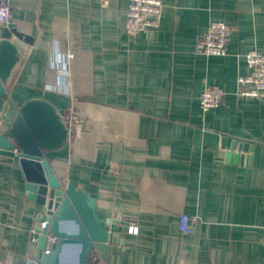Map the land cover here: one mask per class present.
<instances>
[{"label": "crops", "instance_id": "obj_1", "mask_svg": "<svg viewBox=\"0 0 264 264\" xmlns=\"http://www.w3.org/2000/svg\"><path fill=\"white\" fill-rule=\"evenodd\" d=\"M162 1L160 25L131 35L130 0H9L34 42L12 38L22 50L0 97V132L34 97L76 116L81 130L54 171L88 190L102 218L128 222L95 264H264V96L236 94L245 54L264 52V0ZM214 20L232 26L228 53H197ZM206 83L225 91L208 111ZM183 213L198 216L191 234ZM45 217L19 163L0 152V264L39 257L31 228Z\"/></svg>", "mask_w": 264, "mask_h": 264}, {"label": "water", "instance_id": "obj_2", "mask_svg": "<svg viewBox=\"0 0 264 264\" xmlns=\"http://www.w3.org/2000/svg\"><path fill=\"white\" fill-rule=\"evenodd\" d=\"M13 36L26 43L24 49L34 42L14 23L1 27L0 97L7 94V82L22 50L12 41ZM69 140L70 130L57 104L44 97L24 102L8 130L0 132V152L19 163L29 199L42 205L49 221L38 241L39 264H95L94 255L104 256L110 244L120 243L121 227L128 223L117 214L102 218L96 211L97 200L88 190L75 179L63 183L58 178L53 159ZM47 234L55 240L47 243ZM68 252L72 254L70 261L65 259Z\"/></svg>", "mask_w": 264, "mask_h": 264}, {"label": "built area", "instance_id": "obj_3", "mask_svg": "<svg viewBox=\"0 0 264 264\" xmlns=\"http://www.w3.org/2000/svg\"><path fill=\"white\" fill-rule=\"evenodd\" d=\"M164 2L162 0H130L126 30L131 35L139 32H151L160 25ZM13 23L12 6L9 0H0V26H9ZM232 26L223 20L212 21L204 34H202L196 45V52L206 55H226ZM246 63L249 73L240 74L237 79L238 89L236 94L243 98H260L264 96V52L256 48L249 50L246 54ZM225 96L224 89L217 84L206 83L200 96L201 108L208 111L221 105ZM76 116L68 110L65 122L70 130H81V124H76ZM198 222L197 215H181L180 226L185 234L195 231ZM49 221L42 218L35 222L31 228V239L39 241L40 235L48 228ZM130 232L137 233L138 226L131 225ZM47 243L53 242L55 237L47 234ZM264 243V239H263ZM26 264H39L38 257H28Z\"/></svg>", "mask_w": 264, "mask_h": 264}, {"label": "bare ground", "instance_id": "obj_4", "mask_svg": "<svg viewBox=\"0 0 264 264\" xmlns=\"http://www.w3.org/2000/svg\"><path fill=\"white\" fill-rule=\"evenodd\" d=\"M70 227V226H69ZM65 259L67 260V261H70L71 259H72V254H71V252H68L66 255H65Z\"/></svg>", "mask_w": 264, "mask_h": 264}]
</instances>
